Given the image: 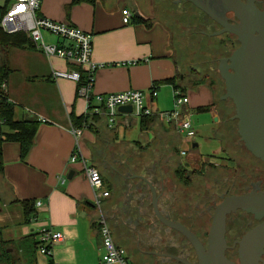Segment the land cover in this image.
Here are the masks:
<instances>
[{
	"label": "crops",
	"instance_id": "0c3cea01",
	"mask_svg": "<svg viewBox=\"0 0 264 264\" xmlns=\"http://www.w3.org/2000/svg\"><path fill=\"white\" fill-rule=\"evenodd\" d=\"M182 1L93 0L72 4V0H42L38 13L91 35L92 60L99 65L92 94L138 90L150 110L169 111L173 87L166 81L174 80L188 98L183 114L191 120L190 110H195L216 117L220 123L216 107L209 112L197 111L214 103V91L206 83L192 85L188 71L191 63L174 44L171 16L175 8H181ZM4 6L3 0L0 9ZM126 13L130 17L124 24ZM44 39L66 45L46 35ZM8 66L11 71L5 83L7 97L15 105V119H34L38 125L23 160L17 142L2 143L0 239L23 255L26 241L36 244L38 230L51 228L61 233L63 240L53 246L50 257L36 254L35 247V264H103L99 220L104 218L114 244L125 251L128 264H175V257L181 259L176 252L186 255L189 242L159 222L152 191L157 211L174 222L176 213L185 216L192 205L185 184L191 176L190 167L226 165L224 157L202 161L195 138L191 147H196L181 156L188 142L173 126L158 118L143 126L138 117L120 112L112 127L103 119L93 129H82L76 145L70 117L85 115V102L76 97L74 83L51 78L52 68L68 70L70 66L55 58L49 63L35 46L32 51L10 49ZM81 76L84 81L85 74ZM152 86L156 89L154 98L150 94ZM1 130L4 135L12 133L5 126ZM75 147L78 158L70 162ZM85 167L99 171L109 194L100 207L94 205ZM178 168L189 176L181 175L179 181L175 174ZM25 201L33 203L28 220L21 206ZM32 217L36 218L34 222H30ZM37 255L43 256L42 260H37Z\"/></svg>",
	"mask_w": 264,
	"mask_h": 264
},
{
	"label": "built area",
	"instance_id": "2783aa9c",
	"mask_svg": "<svg viewBox=\"0 0 264 264\" xmlns=\"http://www.w3.org/2000/svg\"><path fill=\"white\" fill-rule=\"evenodd\" d=\"M4 13L0 17V29L5 34L25 33L31 43L39 50L50 63L55 58L63 61L70 69L51 70L53 80H66L76 85V97L85 102V115H101L107 118L110 127L115 125L116 117L121 107L129 106L131 114L140 118L142 116H155L161 122L173 126L176 132L192 146L196 132L192 126L190 116L183 114L182 109L188 104V98L178 89L172 91V108L169 111L153 112L144 104V94L138 90H128L119 93L96 95L91 93L94 80V73L99 67L92 60V37L90 34L67 23H60L42 17L38 11L42 0H4ZM130 14L126 13L122 22L126 24ZM44 35L55 38L66 45L47 43ZM51 66V64H50ZM79 69V71H77ZM86 78L81 81V73ZM0 98L5 97L7 101V86L3 82L0 85ZM151 97H156L154 86L150 88ZM82 129L71 127V133L75 138L76 145L81 136ZM192 148V147H191ZM190 148V150H191ZM77 148H74L70 155V162L78 158ZM187 149L180 151L181 156L187 154ZM85 176L93 191L94 205L100 207L101 200L108 197L104 190L103 182L99 172L94 167L84 168ZM39 206V203L35 204ZM36 218L32 217L30 222ZM99 235L101 238L103 264H128L126 253L122 248L117 247L111 236L110 229L104 218L99 220ZM63 240L61 233L51 228H41L36 235V248L40 255L50 257L54 245Z\"/></svg>",
	"mask_w": 264,
	"mask_h": 264
},
{
	"label": "water",
	"instance_id": "95a60500",
	"mask_svg": "<svg viewBox=\"0 0 264 264\" xmlns=\"http://www.w3.org/2000/svg\"><path fill=\"white\" fill-rule=\"evenodd\" d=\"M184 1L195 5L225 32L233 34L237 39L236 50L230 57L221 61L224 71L219 69L225 88L223 99L230 100L234 106L232 119L236 120L237 134L244 148L253 158L264 164V12H256L249 2L248 6H244L238 0H222V5L232 11L238 19V24H227L206 3L203 4L199 0ZM134 17L139 16L134 13ZM118 112L130 114L131 108L121 107ZM195 147L196 144L193 145V148ZM152 198L153 209L159 222L186 238L196 252L197 264H233L224 256L225 219L229 213L242 210L255 215L256 218L264 216V193L224 198L215 207L206 249H203L188 230L165 219L157 211L154 191ZM238 245V264H264L261 259L264 250V221L248 232ZM174 259L189 264L180 258Z\"/></svg>",
	"mask_w": 264,
	"mask_h": 264
},
{
	"label": "rangeland",
	"instance_id": "374dc122",
	"mask_svg": "<svg viewBox=\"0 0 264 264\" xmlns=\"http://www.w3.org/2000/svg\"><path fill=\"white\" fill-rule=\"evenodd\" d=\"M2 6H3V0H0V7ZM189 7H190L189 5L183 4L181 8L179 7L175 8V12L171 16V25L173 27V32H174V44L177 47V50L180 51V54H183V56H186V58L187 56L192 57L194 51H202L203 55H201L199 61L202 62L205 59H212V60L215 59V61L211 63L210 62L204 63L208 65L206 67L207 69L204 71L208 72V75L211 76L208 80H212V84L215 81L219 83V86L214 88L216 89L215 93L218 94L217 97L218 98L220 97L218 102L223 101L224 104L221 105H223V107L227 105V107L231 111V112L230 111L227 112L223 116V119L220 120V123H218L217 121H215L216 117H211L207 113L199 114L195 110H190L192 116L191 120L194 125L193 128L196 132V136H195V142L197 144L196 152L199 154V157L202 161L204 160L206 161L208 158L213 156H219L220 158L224 157V159L230 156L233 159L234 158L239 159V161H241L243 164L242 167L234 171L235 173H228V172L226 173L224 170L221 169L222 167H219L221 169L220 171L217 172L210 171V177L209 176L205 177L200 187L198 188L192 187L191 190L192 193L199 192L202 190H205L206 192V190H209L210 192L214 191L215 195L221 196L228 186H230L232 183L237 182L234 184V186H232V188L234 189L232 190L231 194H234L239 191L238 189L243 187L242 186L243 183L247 181L248 182L254 181L253 172L250 171L251 167L249 165L252 162L256 164L258 163V161L255 158H253L251 154L246 152L245 148L241 147L240 145L242 143L237 134L236 120L232 119L234 116L233 105H231L230 101L221 100V98L224 96L225 88H224V81L220 76V71L218 70V68L220 62L230 57V55L236 50L237 47H236V43H232L233 47L218 46L217 48V46H214L213 43L218 42V40L223 39V37L222 38L217 37L216 39H212L213 43L212 40H207L206 42V38L203 37L199 38L198 37L199 35L204 36L201 32H205L206 34H212L218 29V27L211 21V19L208 16L203 14L200 10ZM46 40L50 41V38H47ZM209 42L211 44H208ZM22 50L32 51L33 48L29 47ZM227 54L229 55L227 56ZM167 108H169V106H167ZM234 143L238 144L236 145L239 148V151L241 152L240 154L236 153V150L233 147ZM185 148L187 149V151H189L191 145L189 146L188 144V146H186ZM219 148L222 150L221 153L222 156L219 152ZM190 152H192V150L189 151L187 154H189ZM227 164L231 165L230 162ZM206 166L209 167L208 165ZM190 168H191L190 170H193L192 166ZM212 168L213 166H211V168L208 169L212 170ZM203 171H205V169ZM30 244H31V240H28L24 243V247L26 246L28 247ZM3 246L11 249L12 264H21L23 262L22 255L18 253L14 245H12L9 242H6V244ZM1 247L2 246L0 245V248ZM36 254L39 255V253L37 252ZM38 255L36 256L37 260L38 258L42 260L43 256L39 257ZM32 256L35 259V252L33 253ZM16 260H19V262H16ZM38 263L41 264L40 261H38ZM0 264H6V263H0ZM25 264H29V263L26 262Z\"/></svg>",
	"mask_w": 264,
	"mask_h": 264
},
{
	"label": "flooded vegetation",
	"instance_id": "af4514ba",
	"mask_svg": "<svg viewBox=\"0 0 264 264\" xmlns=\"http://www.w3.org/2000/svg\"><path fill=\"white\" fill-rule=\"evenodd\" d=\"M203 4L206 3L210 9H212L215 14L224 22L227 24H238V19L236 15L232 11H228V8H225L222 3V0H199ZM240 3H242L244 6H248V2L251 3V6L256 10V12H264V0H238ZM237 2V1H236ZM250 5V4H249ZM194 6V7H193ZM191 5L189 8H197L195 5ZM249 8V7H247ZM201 11V10H200ZM202 12V11H201ZM205 14L204 12H202ZM206 15V14H205ZM207 16V15H206ZM212 21V20H211ZM218 29L213 32L212 34H206L205 32H201L204 36L210 38V37H224V40L229 42L230 44L236 43V47H238V42L236 37L233 34H230L228 32H225L224 29L218 25L216 22L212 21ZM217 34V35H216ZM220 41H223V39H220ZM219 41V42H220ZM228 45V44H225ZM223 62L220 63L218 70L220 69L221 72H223ZM221 100H224L223 97ZM234 149L236 150V153L239 151V148L234 146ZM242 147V145H241ZM233 150V151H235ZM226 162L231 165H211V164H205L202 167L203 171L201 173V180L204 181L205 177H210V171L217 172L221 169L224 170L226 173H235L234 171L238 170L240 167L243 166L242 162L239 161V159H233L230 156H228L226 159ZM258 161V160H257ZM256 161V162H257ZM208 165L209 167H207ZM213 166L212 170H209L208 168H211ZM251 167L250 171L253 172L254 181H247L243 183V187L238 189L239 191L237 193L231 194L232 186H234L235 183H232L230 186H228L224 193L221 196L215 195V192H210L209 190H202L199 192H193L190 190V196L189 200L191 203L198 202L199 206L196 205H190L188 208L187 213L185 216H182L180 213V217H178V213H176V218L174 220L175 223H178L179 225L183 226L186 230H188L200 243L203 249H206L207 245V237H208V231L212 220V215L215 210V207L222 202V200L229 196H235V195H245V194H263L264 193V164L258 161V163L252 162L250 165ZM207 167V168H206ZM219 167H222L221 169ZM193 170H196V166L192 167ZM201 168L199 171H201ZM191 170V171H193ZM251 174V173H250ZM200 176V174L198 175ZM227 180V179H225ZM236 180V179H235ZM216 182V180H215ZM264 221V216L256 218L255 215L251 213H247L242 210H236L234 212L229 213L226 216L225 219V231H224V241L226 244V249L224 251L225 258L233 263L238 264L239 263V242L242 240V238L251 230H253L255 227L260 225ZM243 227V228H242ZM179 235L180 233L176 232V235ZM181 235V234H180ZM182 236V235H181ZM185 238L184 236H182ZM186 239V238H185ZM0 242H5L0 239ZM1 244L0 251L2 249L5 250V254H0V257H7L8 255H11V249L8 247H4ZM176 256H180L181 259L186 261L189 264H197L198 259L196 256V252L194 251L193 247L190 245L188 246V252L186 255H183L179 252H176ZM261 259L264 261V250L261 254ZM175 264H181L177 261H174ZM0 263H4L0 260Z\"/></svg>",
	"mask_w": 264,
	"mask_h": 264
},
{
	"label": "trees",
	"instance_id": "16d2710c",
	"mask_svg": "<svg viewBox=\"0 0 264 264\" xmlns=\"http://www.w3.org/2000/svg\"><path fill=\"white\" fill-rule=\"evenodd\" d=\"M82 2L93 3V0H72V4H77V3H82ZM182 4L189 5V6L192 5L189 2L184 1V0L182 1ZM3 13H4V9H0V17L3 16ZM198 37L199 38H201V37L206 38V42H207V40H212V39L217 38V37L208 38L206 36H201V35H199ZM219 41H220V39L218 40V42L213 43V40H212V43L214 44V46H217V48H218V46L219 47H226V46L233 47L232 44H230L229 42L224 40V37H223V41H220V42ZM206 42H205V44H206ZM208 44H211V43L209 42ZM225 44H228V45H225ZM29 47L34 48V45L31 43L30 39L28 38V36L25 33L20 32V33H15V34H5L0 29V85L3 82H6L7 76L11 71L9 66H8V51L10 49H26ZM201 55H203L202 51H194L192 54V57L189 56L188 58H186L191 63L188 71H189L190 77L193 81L192 85L196 86L200 82L208 84V86L211 87L212 90L214 91L215 101L211 106L198 108L197 111L209 112L212 107H216L218 115L220 116V119H223V116L227 112H229L230 109L227 107V105L224 107H223V105H221V104H224L223 101L218 102L220 97L219 98L217 97L218 94L215 93L216 89H214V88L219 86V83L215 81L212 84V80H208L211 76L208 75V72L204 71L207 69L206 67L208 66L207 64H204V63H206V62L211 63V62L215 61V59H213V60L212 59H205L201 62V61H199ZM228 55L229 54H227V56ZM77 71H79V69ZM80 73L83 74L82 72H80ZM81 81H83L82 76H81ZM166 82L168 84H170L173 87V89H178L183 93V88L180 85L175 84L174 80H170V81H166ZM0 94H1V92H0ZM227 101H230V100H227ZM231 105H233L232 102H231ZM14 108H15V105L13 103L7 101L5 99V97L0 98V175L2 174V166H3L2 154H1L2 143L4 141L17 142L20 145V153H19L20 160H23L24 157L26 156L32 142H33L34 133H35L36 127L38 125V122L34 119H25V120L17 121L15 119ZM233 109H234V106H233ZM230 115H231V113H230ZM154 118H157V117H155V116H142L139 119H140V123L143 126H145V125H147V123L149 121H152ZM103 119L107 123V118L104 116L103 113L101 115L86 114V115H83V116L78 117V118L71 116L70 117V123H71V127H73V128L93 129V127L97 123L102 121ZM3 126L8 127L12 133L9 135H4L2 130H1V128ZM237 143H234L233 145H236ZM240 145H243V144H240ZM242 147H244V146H242ZM246 152H248V151L246 150ZM238 153L240 154L241 152L238 151L237 154ZM203 167H205V166H203ZM202 172H203V168H201V171H199L198 168H196V170H193V171L190 170L189 171L188 174L191 175L190 176L191 178L189 177V180H187V182L185 183L186 186H189V189H191L192 187L198 188L201 186V184H202L201 173ZM175 174H176V178L179 181L182 179V176H186V175L189 176L183 168H178V170L176 171ZM199 174H200V176H198ZM99 175H100V173H99ZM100 177H101V175H100ZM101 180H102V177H101ZM196 203H194V204L192 203V204L195 205ZM21 206H22V208L24 210V214L28 220V218L33 213V210H32L33 203L25 201V202H21ZM4 243L5 242H0V245L4 244ZM35 247H36V244H34L31 241V244L28 247L26 246V247L22 248V252H23V255H22L23 262L22 263L23 264H25L26 262L29 264H35V259L32 256L33 253L35 252V249H34ZM2 253L5 254L4 249H2L0 251V254H2ZM0 260L6 264H12L11 255H8L7 257H0ZM16 262H19V260H16ZM48 264H51V262Z\"/></svg>",
	"mask_w": 264,
	"mask_h": 264
}]
</instances>
